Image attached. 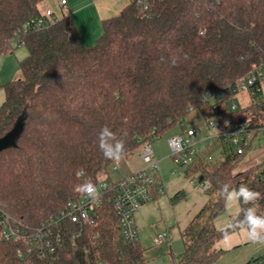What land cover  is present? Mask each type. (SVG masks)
Wrapping results in <instances>:
<instances>
[{"label":"trees","instance_id":"trees-1","mask_svg":"<svg viewBox=\"0 0 264 264\" xmlns=\"http://www.w3.org/2000/svg\"><path fill=\"white\" fill-rule=\"evenodd\" d=\"M138 1L103 21L102 35L87 45L69 16L27 27L32 19L48 20L46 0H0V55L13 43L28 49L22 78L1 86L0 139L21 118L24 127L17 145L0 153V264H147L140 243L125 240L109 202L80 236L78 226L63 225L53 260L20 258L25 245L3 237L2 220L41 226L79 198L78 185L98 184L116 164L98 147L104 126L125 141L129 158L192 111L206 122L219 118L217 104L229 112L238 80L264 61V0H142L148 9ZM229 117L228 132L247 124L249 132L262 129L264 101ZM248 150H225L218 164L205 160L208 152L194 157L188 174L211 185L209 200L183 231L176 264H218L224 251L217 242L241 229L215 227L225 211L224 184L264 194V162L237 171ZM238 219L241 212L231 223ZM256 260L264 264V257Z\"/></svg>","mask_w":264,"mask_h":264},{"label":"built area","instance_id":"built-area-1","mask_svg":"<svg viewBox=\"0 0 264 264\" xmlns=\"http://www.w3.org/2000/svg\"><path fill=\"white\" fill-rule=\"evenodd\" d=\"M140 5L148 6L139 0ZM63 11L67 8V1L60 0ZM44 17L32 19L27 27L42 28L49 24V19H61L51 10L44 12ZM27 30V28L25 29ZM0 49V53H1ZM233 92L247 93L251 98V104L264 101V61L263 63L251 70L245 77L238 80ZM250 104V105H251ZM216 110L221 111L224 104L220 103L215 106ZM229 110L236 112L240 110L239 106L229 101ZM185 127L184 124H182ZM246 127H237L232 132L221 135L226 141L235 147V152L239 155L245 153L251 148V131ZM207 127L211 129H220L222 122L219 118L207 122ZM260 130V129H259ZM258 130V131H259ZM200 133L197 128L187 129L180 135H176L169 140L176 162L182 163V168L188 170L197 155L195 142L193 141ZM142 159L146 168L130 174L119 181L101 180L94 184L96 195L92 196L83 191H78L79 198L68 202L66 207L55 217L38 227H29L17 222L14 218L5 215L2 220L4 226L3 237L7 240L23 242L25 250H18L20 258H34L37 260H50L56 258L57 249L63 242V225L74 224L78 226L77 236H80L84 227H90L96 224L100 216V209L109 202L112 206L113 213L118 219L119 226L122 230L125 240L129 243L139 242V230L135 221L136 213L143 207L152 203L155 199V190L165 193V183L162 175L159 173L151 174L149 168L159 171V160L155 156L154 148L151 142L143 144ZM211 161L212 157H208ZM120 164L114 165L118 170ZM195 182V181H193ZM209 188L207 185L206 189ZM260 204V203H259ZM260 211L264 212V204H260ZM168 238L167 232L156 235L154 245L162 247ZM248 264H261L260 260L251 261Z\"/></svg>","mask_w":264,"mask_h":264},{"label":"rangeland","instance_id":"rangeland-1","mask_svg":"<svg viewBox=\"0 0 264 264\" xmlns=\"http://www.w3.org/2000/svg\"><path fill=\"white\" fill-rule=\"evenodd\" d=\"M17 47V48H16ZM16 51L12 54L13 59L16 61L17 73L8 82L17 81L22 78V72L20 68V60L26 56L28 52L26 46H15ZM24 53V55H22ZM10 70H13V66L10 67ZM6 84V82L1 83ZM5 99V92L2 87H0V105ZM232 102L236 103L240 109L247 107L251 104V98L247 93L238 92L234 95ZM220 119V118H219ZM223 125H226L229 121L227 119H220ZM185 127L183 128L182 124H178L174 128L167 131L161 138L155 140L153 145L159 147L160 150L167 155V159L161 162L160 170L162 171V177L165 183V193L159 199V201H154L149 204L147 212L143 221L137 225L139 231V242L142 248L145 250V259L149 264H176L180 262L184 254V244L182 239V232L187 226L193 221L195 216L206 206L209 200V194L206 191L208 185L207 182L201 183L199 181V175L191 176L188 174L189 170H184L182 168V163L176 162L175 157L173 156L170 146H168L169 139L176 135H179L182 130L185 132L190 128H197L200 130V133L194 137L193 141L195 142V150L204 147L203 138H205L211 131L207 127V122L202 116V114L195 110L192 111L185 119ZM19 128L15 129L12 134L6 137L3 141L0 142V148L13 145L17 139V131ZM258 139L255 140V144H259V149L262 151L255 152L252 149L251 154L246 156L244 160L240 163L237 171H245L256 165L255 158L262 152H264V130L258 132ZM224 145L227 151H235V147L228 144ZM222 146H213L212 156L214 157L211 161L213 163L221 162L223 156L220 154V148ZM143 151V145L139 146L133 153V155L138 157V153ZM130 158V157H129ZM129 158L122 159L119 164L122 168L130 167L128 162ZM138 161V160H137ZM126 165V166H125ZM146 166V165H145ZM121 167L116 170L113 167L108 168L104 173L100 175L101 180H112L117 181L122 174ZM152 174V173H151ZM154 174V173H153ZM195 181V182H193ZM179 194V195H178ZM178 195V196H177ZM241 205L236 202L228 203L225 200V211L218 215L215 218L214 224L218 229L226 228L234 219L237 218L240 212ZM243 231V232H242ZM158 232H167L168 233V242L172 238V248L168 244H163V247H156L152 240L153 236ZM247 233V229L241 228L240 230L230 234L227 238H224L217 242L216 249L227 250L232 248L233 239H237L241 233Z\"/></svg>","mask_w":264,"mask_h":264},{"label":"crops","instance_id":"crops-1","mask_svg":"<svg viewBox=\"0 0 264 264\" xmlns=\"http://www.w3.org/2000/svg\"><path fill=\"white\" fill-rule=\"evenodd\" d=\"M66 1H67V8L65 11H63V9L60 5V0H46L42 9L45 12L48 10H51L59 18H62L63 16L71 17L74 20L76 27H77L84 43L87 45H93L96 42V40L103 33V21H105L109 18L118 16L123 11V9L126 6H128L134 0H66ZM16 45L19 47V46H22L23 44L19 45L17 43H13L11 46V51H8L7 53H3L0 55V82L1 83H3V82L8 83V81L13 79V77L17 73V70H16L17 64H16V61L12 57L13 56L12 54L16 51V48H17V47L15 48ZM23 46H25V45H23ZM26 53H27L26 56H24V58L21 59L20 62L28 56V52H26ZM22 55H24V53ZM12 66H13V70L15 68V72H13V73L10 70V67H12ZM233 99H234V95H233L231 100H233ZM244 108H246V107H244ZM218 113H219L220 119H222V120L227 119L230 122L229 116H230V113H232L231 111L226 112L223 108ZM229 122L217 130L216 129H207V130H210L211 132L205 138H203L201 140V141H203V143L205 145L203 148H201V149L199 148L197 150V155H200V154L205 155V153L208 152L209 154H208V156L205 157V160L207 162H210L211 164H218L224 160V157L226 154V152H225L226 149H225L224 145L223 146L221 145V144H223L221 135L228 132L226 130V127L228 126ZM261 130H264V128L260 129L259 131H261ZM259 131L256 130L254 132H251V134H250V136H251L250 137L251 138V148L247 151L246 156L251 154L252 149L254 151L256 150L255 152L263 150V149L258 150L260 146H259V144L258 145L255 144V140H257L259 137V135H258ZM182 133H183V130L180 134H182ZM224 142H226V139ZM152 145H153V143H152ZM168 146H170L169 143H168ZM213 146H218V147L222 146V148H220L221 149L220 154L223 156V160L221 162L213 163V161H214V157L212 156ZM153 148H154L155 156L159 160V167H160L161 162H163L164 160H166L168 158L167 157L168 154H164L162 152V149L160 150L161 146L156 147L154 144ZM208 157H212L213 161H209ZM255 161H256L255 162L256 165L263 163L264 162V152L260 153L255 158ZM128 162L130 163V167H127L125 165L126 166L125 169L122 168L120 165L121 170H122V174L120 175L121 177L119 178V180L123 179L124 177H126L130 174H133L139 170L146 168L145 163L142 159V152L138 153L137 158L135 155H132L128 159ZM148 171L152 174L153 173L154 174L159 173L160 175L163 174L161 170L155 171V170L149 168ZM241 172H244V171H241ZM119 180H117V181H119ZM154 195H155L154 201H159V199L164 195V193H160L159 191L155 190ZM148 206L149 205L141 208L136 213L135 221H136L137 225L139 224V222L141 223L143 221L145 214L147 212L146 210H147ZM159 233H162V232H158L156 235H158ZM156 235L153 236V240H152L153 244H154V239H155ZM170 239H171V241L168 242L169 240L167 239L165 241L164 245L169 243L170 244L169 247L172 248V238H170ZM232 243H233L232 248H228L227 250L220 249V250H223L224 253H223V255H221L220 259L218 260V264H248L254 258L264 257V245L252 243L249 240L246 232L241 233L239 235V237H237V239H233ZM144 254H145V250H144ZM147 264H149V263L147 262Z\"/></svg>","mask_w":264,"mask_h":264},{"label":"clouds","instance_id":"clouds-1","mask_svg":"<svg viewBox=\"0 0 264 264\" xmlns=\"http://www.w3.org/2000/svg\"><path fill=\"white\" fill-rule=\"evenodd\" d=\"M98 147L105 159L112 160L117 165H119V162L126 154L125 141L117 138L116 134L108 126H104L99 132ZM81 174L78 172L77 176ZM77 191H83L92 196L96 195L95 187L90 182L78 185ZM221 195L228 203L236 202L241 204L242 219H238L234 224L230 223L228 227H246L249 240L254 244L264 245V212L260 211L261 206L259 204V201L264 199V194L249 188L247 185L242 184L238 188L230 189L229 185L224 184L221 188ZM225 238H227V234Z\"/></svg>","mask_w":264,"mask_h":264},{"label":"water","instance_id":"water-1","mask_svg":"<svg viewBox=\"0 0 264 264\" xmlns=\"http://www.w3.org/2000/svg\"><path fill=\"white\" fill-rule=\"evenodd\" d=\"M23 120H24L23 118L19 119V121L17 122V124L15 125V127L13 128V130L10 131V132H9L7 135H5L3 138L0 139V142L3 141L6 137H8L10 134H12L13 131H14L15 129L19 128V130L17 131V139H16L15 144L0 148V153H1L3 150L7 149V148L15 147V146L17 145V140H18V138L20 137L21 133L23 132V127H24V125H23ZM201 180H202V178L200 179V181H201Z\"/></svg>","mask_w":264,"mask_h":264}]
</instances>
